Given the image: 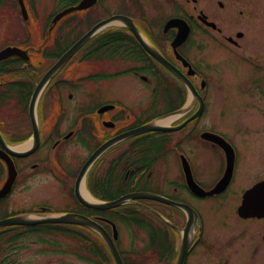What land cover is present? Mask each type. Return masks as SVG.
I'll use <instances>...</instances> for the list:
<instances>
[{"label":"flooded vegetation","instance_id":"obj_1","mask_svg":"<svg viewBox=\"0 0 264 264\" xmlns=\"http://www.w3.org/2000/svg\"><path fill=\"white\" fill-rule=\"evenodd\" d=\"M63 1L65 0H61V3ZM67 1L69 2V0ZM79 1L80 0H73L72 2L77 3ZM114 1L116 3L120 1V3L117 4L119 7H116L114 12L106 9L104 0H98L94 7L85 10V12L100 6L106 18L114 14L129 17L146 39L148 46L158 51L165 60L179 69L184 77L177 76L167 66L157 60L148 51V48L141 42L138 36L126 26H123L124 28L120 29L131 37L129 38L130 45L127 46L125 55L122 57L128 60L127 63H129V66L127 69L121 73L104 74L102 76H99L100 74H92L79 77H59L58 75L62 73L68 61L43 87L39 95L38 104L36 105L37 125H35L31 114V102L37 86L43 77L54 67L58 59L70 49L73 43H70L69 36L67 34L65 36L63 31L60 34H56L54 38L55 31L53 29V23L46 31V33H50L48 38L44 39L38 47L28 45L26 42L21 43L16 41L15 38H8L9 43L0 48V50L8 46H18L28 52V57H11L6 61L0 62V108L2 107V102L7 101L8 96L12 97V95L16 93V97L22 106V112L26 110L29 114L30 136L27 139L21 138L13 141L8 137L4 129H2L1 125L5 123V120L0 118V130L5 138V141L0 140V148L4 149L6 145H11L12 142H15L14 144H17V146L23 145L30 140H33V143L28 150L32 149L35 145L36 147L34 151L27 155L12 157L18 171L17 179L12 193L9 194L8 197L6 196L0 199V203L5 202L13 194L21 179L33 178L34 172L45 169V171L49 173V176L59 183V188L71 191L73 194L75 198V207L67 212L87 215L98 221L112 233L113 223H115L117 219L118 209L115 208L106 211L94 209L86 206L78 199L76 195V182L81 169L91 156L108 141L135 130L137 127L155 117L159 116L173 119L177 117L176 119L178 120L175 119L176 122L173 120L168 125L178 126L186 122L180 129L143 132L127 137L111 145L94 161L93 165L98 164L100 158L109 149L115 148L121 142L130 141L128 148L121 154H116L112 159L110 167L107 168L105 173L93 176V179L92 175H90V193L93 197L104 199L99 191L101 181L104 180L106 192L112 197L127 195L134 191H150L181 202H186L196 210V213L194 215V222L189 231V249L184 264H230L231 260L235 261L234 264H241V261L242 264H244V261H247V264H257L260 258L259 255L264 249L262 240L264 216H242L239 213L240 204H233L230 206L226 204V200L228 199V194H235L242 199L245 192L262 181L264 177L257 171L256 174L252 175L257 178H254L255 180L251 184L243 186L244 183H242V185L234 189L237 182V175L241 168V153L238 144L227 131L219 129L218 125L200 126L198 124L200 119L208 111V96L211 91L210 85L215 79L213 76H210V78L203 76L200 72V63L196 58L192 57L191 52L195 45L194 37L197 35L195 33L197 30L209 32L208 29L222 33V29H220L219 26L213 27L208 24V21L212 20L211 13L203 9L198 10L197 5L199 0H184V7L182 6L181 0H150V5L154 8L155 13L150 12V8L147 7L145 0ZM191 2H193V8L187 7ZM165 3L170 5V11L167 12L168 14L165 13L163 7ZM220 5L222 7L224 6L223 3H220ZM181 9H184V11H181ZM21 14H23L22 11ZM29 16L31 19V13L26 16L25 20H27ZM53 16L50 17V21ZM176 18H184L189 23L191 30L186 39L175 47L174 44L180 29L175 24H170V21ZM43 35L44 37L46 36L45 33H43ZM95 35L89 39L86 45L97 37ZM51 36L52 39L50 41L52 45L49 46L47 42ZM227 39L237 44L233 38L228 37ZM52 46L53 50L48 51L49 47ZM198 46L199 48L203 47L201 44ZM48 52L55 61L48 66L41 67L43 63L39 58L44 55H49ZM135 52H139L140 54L135 55ZM86 58L89 59L87 55ZM183 58L188 62H185ZM26 71H28V76L24 74ZM15 72H18L20 78L6 79V81L2 79L6 75ZM22 73L24 77H22ZM119 75H131L145 84L155 85L153 89L154 98L149 105H153L152 113L149 112V114L143 117V115L148 112V108L143 111V114H137L133 111L134 108L127 102L118 99L102 100L98 96L97 92L100 93L99 89L101 88V83L98 80L118 78L120 77ZM187 84L193 86L198 94L191 93ZM50 88L51 91L55 93L56 100L53 104L50 103L47 107H43L42 101L45 97L44 94L46 95ZM76 94L80 95L79 101H81L77 109V123L75 125L65 124L64 126L65 119L69 114V109L64 107L65 99L66 101H72L76 99ZM65 95H67L66 98ZM200 97L203 98L205 103L203 112L195 119L190 120V117L196 114L200 107ZM184 98H186V100L190 99V101L187 103L186 101L183 102ZM159 102L162 104L161 108L165 107V109L161 110V108H159ZM48 112L51 118H48V123L44 124L41 114L43 113L46 115ZM223 112L224 111H220L221 114L219 115L223 116ZM188 119L190 121H188ZM205 131L223 136L231 142L236 149L231 181L227 188L219 194L202 198L203 201L213 200V202H217L210 204L214 207L212 218L219 219L213 220V222H207L200 206L190 203L186 198L193 196L194 198L201 199L193 193L188 185L183 156L187 157L195 180L206 189H212L216 186L229 171L228 159L221 145L217 141L202 138V134ZM172 133H177L180 137L172 139L169 136ZM71 141L76 142L79 151L81 150L78 167L75 171L70 168L69 162V150L67 146H69ZM194 141H196L195 145ZM194 146L201 148V151L204 153L213 150L223 152L222 154L220 153L221 158L218 164L219 174L212 181L210 187L204 185L205 180L197 173L195 163L192 160ZM168 151H172L177 160V172L171 176L165 174L160 181H157L158 184H156L155 181H153L154 165L158 160L164 157ZM0 166H4L6 170V180L8 177V167L6 161L1 158ZM73 178H75V181L74 184H71V179ZM92 181L94 183H92ZM155 203L158 204V206L155 207L144 202L141 205L144 210H147L148 214L145 216V226L141 227L145 233V243L143 247L140 248L144 256L141 258L142 262L139 264H153L156 258L157 260H165L164 264H173L174 260L178 259L181 252L186 229H184V227L188 220V214L180 207L163 204L157 201H154L153 204ZM228 208L230 210H226ZM50 210L55 209L48 203H44V205L35 203L20 211L44 215L49 214L51 212ZM154 218L161 219L157 227H155L152 221ZM39 226L42 225H37L33 228L35 229ZM63 226H67V224ZM118 226L120 235H123L122 228L119 224ZM69 227L76 228V239L84 242L86 238L84 230L87 228L75 224ZM87 230L92 232L89 229ZM92 233L94 237L96 235L95 242L98 244V247H96L98 251L95 252V256L101 260L102 252L100 249L102 238L98 234ZM248 235L249 237H246ZM120 249L121 251H127L122 248ZM77 255L79 258H84L85 254L77 253ZM123 257L126 264H133L128 259L129 257ZM237 260L240 262H236Z\"/></svg>","mask_w":264,"mask_h":264},{"label":"rangeland","instance_id":"obj_2","mask_svg":"<svg viewBox=\"0 0 264 264\" xmlns=\"http://www.w3.org/2000/svg\"><path fill=\"white\" fill-rule=\"evenodd\" d=\"M60 1L25 0L32 13L31 19L29 16L24 21L18 0H0V48L9 43L8 38H15L16 41L26 42L33 47L40 46L43 40L48 38L44 37L43 33L46 34L48 29L50 15L61 8ZM72 1L69 0L70 3ZM104 1L108 11L114 12L116 7H119L117 4L120 1L117 3L114 0ZM149 1L145 0L147 7L150 8L151 13H155ZM181 1L184 7L185 1ZM69 2L64 1V3ZM220 2L224 3L223 7ZM192 4L193 2L189 3L187 7L193 8ZM197 6L198 10L203 9L208 13L210 12L212 20L223 31L219 33L208 29L209 32L197 30L195 33L197 35L194 37L195 45L191 52L192 57L198 60L205 76L209 78L213 76L215 79L210 85L208 111L198 124L200 126L218 125L219 129L227 131L238 144L241 153V168L234 186V189H236L242 183H244L243 186L251 184L257 178L252 176L257 171L264 177V0H199ZM163 7L165 13L170 11L168 3L163 4ZM182 10L184 11V9ZM104 18H106V15L100 6L85 13L72 14L55 25L53 28L55 31L54 38L56 34L63 31L65 36L66 34L69 36L70 43H73L79 35ZM120 28H124L120 22L118 25L106 26L95 36ZM240 31L244 33L243 37L237 36ZM228 37H233L237 44L230 42L227 39ZM51 39L52 36L47 42L49 46L52 45ZM200 44L203 46L202 48H199L198 45ZM91 47L92 42L80 49L58 76L79 77L92 74H114L124 72L129 66L128 60L122 58L124 55L120 54H114L106 58L87 59L86 55ZM51 50H53V46L48 49V51ZM49 55L39 58L43 63L41 67L48 66L55 61ZM27 72L24 73L25 76H28ZM119 76L113 79L98 80L101 83L100 93L97 92L98 96L102 100L118 99L127 102L137 114H143V111L148 108V112L143 117L149 112L152 113L153 105H149L154 98L153 89L155 85L145 84L131 75ZM22 77H24L23 73ZM14 78H20L18 72L6 75L2 79L6 81V79ZM44 96L43 107H47L50 103L53 104L56 100V95L51 91V88ZM75 96L76 99L72 101H66L65 99L64 107L69 109V114L65 119L64 126L65 124L75 125L77 123V109L81 101H79L80 95L76 94ZM185 101L187 103L190 99L186 100L184 98L183 102ZM161 106L162 104L159 102V108ZM163 109L165 107L161 108V110ZM220 111H224L223 116L219 115L221 114ZM41 117L42 122L45 124L48 123V118H51V115L49 112L46 115L42 113ZM0 118L5 120V123L1 125L2 129L13 141L21 138L27 139L30 136L29 114L26 110L22 112V106L16 97V93L12 97L8 96L6 102H2ZM169 136L172 139L180 137L177 133H172ZM14 143H11L12 147L17 146ZM195 143L196 141H194V145ZM129 144L130 141L121 142L115 148L109 149L100 158L98 164L91 166L85 181L89 193L90 175L93 179V176L105 173L116 154L119 155L125 151ZM196 146L193 149L192 160L195 163L198 175L205 180L204 185L210 187L212 181L219 174L218 164L221 154L218 150L204 153L201 148ZM67 147L70 168L75 171L78 167L81 150L79 151V147L74 141H71ZM176 162L177 160L172 151H168L164 157L155 163L153 181L158 184L157 181H160L165 174L167 176L176 174L178 168ZM5 178L6 170L4 166H0V186ZM74 181L75 178L71 179V184H74ZM92 183L94 182L92 181ZM90 195L92 194L90 193ZM186 198L190 203L200 206L207 222L219 220L218 218H212L214 207L210 204L217 203L216 201H203L193 196ZM74 199L71 191L59 188V183L50 177L45 169H40L33 173V178L21 179L13 194L5 202L0 203V217L6 216L7 213L28 208V206L35 203L43 205L48 203L55 210L68 211L75 207ZM240 201V196L228 194L226 204L230 206L237 205L240 204ZM148 203L155 207L158 206V204ZM144 212L147 216L148 212ZM120 227L123 230L122 249L128 250L130 256L135 258L136 263H141L143 254L140 248L145 243L143 229L135 224L130 226V230L123 223L120 224ZM84 234L86 239L83 242L76 239L72 233H45L43 230H26L24 228L0 229V264H114L102 242V259L100 260L95 256L90 248L92 242L95 241V237L88 230H84ZM263 236L264 229L262 231L264 244ZM246 237H249V235ZM90 240L92 242L88 243ZM132 248L134 250H131ZM77 253H84V258H79ZM259 256L257 264H264V249ZM106 259L108 261H105ZM164 262L165 260H157L156 258L153 264H164ZM236 262L240 261L237 260ZM234 263L235 261L231 260L230 264ZM240 263L242 264V261ZM244 264H247V261H244Z\"/></svg>","mask_w":264,"mask_h":264},{"label":"water","instance_id":"obj_3","mask_svg":"<svg viewBox=\"0 0 264 264\" xmlns=\"http://www.w3.org/2000/svg\"><path fill=\"white\" fill-rule=\"evenodd\" d=\"M96 1L97 0H82L79 4H77L75 6H71L69 8H66L65 10H63L62 12L57 14V16L54 18V21H57L58 19H60L61 17H63L64 15H66L67 13H70L72 11L88 8L92 5H94L96 3ZM20 2H21L23 11L26 12V8H25L23 0H20ZM114 21H120L125 26H127L130 30L135 32V34L140 38V40L148 48V50L151 51V53H153L159 60L163 61L165 64L168 65V67L175 70L179 74V71H177L171 64H169L167 61H165L160 56L159 53H157L155 50H153L151 47L148 46L147 42L141 36L138 28L135 26V24L133 23V21L130 18L123 16V15L111 16L110 18L102 20L99 23H97L96 25H94L65 54H63L61 56V58L54 65V67L40 81V83L38 84L37 89L33 95V99L31 102V114H32V118H33L35 125H36L35 108H36L38 97H39L43 87L47 84V82L50 80V78H52V76L71 58V56L77 50H79V48L83 44H85L93 35H95L103 27H105L106 25H108L109 23L114 22ZM176 24L178 26H180V30H181V33L177 37V39H179L177 41L180 42L181 39L185 38L188 35L190 27L186 23V21H184L183 19H177ZM210 24L216 27L215 23L210 22ZM241 35H242V33H239V36H241ZM13 55H20V56L26 57V58L28 57L27 52L22 50L19 47H7V48L3 49L2 51H0V61L7 59ZM201 108H202V106H201ZM179 127H181V126H179ZM179 127L172 128L169 126L159 125L156 122H151V123L145 124V125L137 128L134 131L125 133V134L103 144L102 147L99 148L93 154V156L90 158V160L87 162V164L84 166L83 170L81 171V173L77 179V183H76V195L82 203H84L85 205H87L89 207L97 208V209H110V208L120 206L122 204H125L129 201H132V200L138 199V198H153V199H157V200H160L163 202H167L170 204H174V205L183 207L189 213V216H190L189 221H188V226L186 229V235H185L184 241H183L181 255H180V258L178 260V264H183L184 259H185V253H186L188 245H189V231H190V228L192 227V224L194 222V214H193L194 210L189 205L184 204V203H180V202H176V201L171 200L167 197H164V196H161L158 194H154V193H149V192H133V193L127 194V195L122 196V197H120L116 200H113V201H107V202L94 201L93 202V201H89L85 197H83L79 191L81 179L83 178V176L85 175V173L87 172L89 167L91 166L92 162L102 152H104L108 147H110L112 144L116 143L117 141H120L122 138L128 137V136L135 134V133H142V132L151 131V130H164L165 131V130L177 129ZM0 140L1 141L4 140L1 133H0ZM35 147H36V145L32 149L24 151V152L15 151L14 149H12L8 145H6V148H4V149L0 148V157L6 161L7 166H8V178L5 182V184L3 185V187L0 189V198L5 197L6 195H8L11 192L12 187L14 185V182L16 180L17 169H16V166H15V163H14L12 156L27 155L28 153L34 151ZM188 176H189V183H190L191 188L195 191V193H197L199 195H212L214 193L222 191L226 187V185L228 184V181L230 179V173H229V174H227V176L224 177V179L214 189H212L210 191H206L203 188H201L194 181L193 177L191 176V173H189ZM240 212L242 215H245V216H248V215L263 216L264 215V181L257 184L254 188L250 189L245 194L243 204L240 208ZM43 222L82 224V225L88 226V227L96 230L105 239L106 243L108 244L110 250L112 251V253L115 257L117 264H125L120 253H119V251H118V249H117V246H116L113 238L108 233V231L100 223L89 218L86 215L76 214V213H65V214H59V215H56V214L48 215V216H45L43 218H36L33 216H29V215H18V216H12V217H8V218L0 220V227L6 226V225H34V224L43 223ZM115 237H117V233H115Z\"/></svg>","mask_w":264,"mask_h":264},{"label":"trees","instance_id":"obj_4","mask_svg":"<svg viewBox=\"0 0 264 264\" xmlns=\"http://www.w3.org/2000/svg\"><path fill=\"white\" fill-rule=\"evenodd\" d=\"M129 38H131L130 35H128L122 29H116L113 31L103 33L97 36L96 38L92 39V47L87 52V56L89 58H95V57L102 58L114 54L125 55L126 48L128 45H130ZM139 54H140L139 52H135V55H139ZM99 189H100L99 191L101 192L104 198H114L107 194L104 180L101 181V185ZM132 207L135 206H133L132 204L131 207L126 206L125 208L118 209L117 216H119V218L123 222L128 223L132 221L140 226H143V220L141 217L142 213L140 209H138V206H136V208H132ZM47 226H48L47 229H52L55 231H64L62 226L59 225H47ZM12 228L15 227H11L9 229ZM37 229H41V228H35L33 230H37Z\"/></svg>","mask_w":264,"mask_h":264},{"label":"bare ground","instance_id":"obj_5","mask_svg":"<svg viewBox=\"0 0 264 264\" xmlns=\"http://www.w3.org/2000/svg\"><path fill=\"white\" fill-rule=\"evenodd\" d=\"M119 22L118 21H114V22H111L109 23L108 25L106 26H110V25H118ZM105 26V27H106ZM103 29V28H102ZM173 120V118H166V119H162V120H159L157 123L159 124H170L171 121ZM32 143H33V140H30L29 142H27L26 144H23V145H19V146H16V147H12V149H14L15 151H18V152H23V151H26L28 150L31 146H32ZM24 149V150H23ZM23 150V151H22ZM86 175L83 176V178L81 179V182H80V186H79V191L81 193V195L83 197H85L86 199H88L89 201H93V198L91 197L90 193L88 192L87 188H86Z\"/></svg>","mask_w":264,"mask_h":264}]
</instances>
